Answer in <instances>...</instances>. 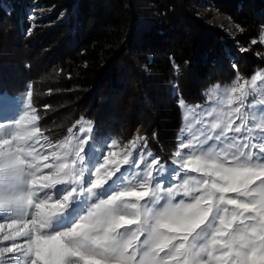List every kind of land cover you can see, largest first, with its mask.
Masks as SVG:
<instances>
[{
  "label": "snow or ice",
  "instance_id": "obj_1",
  "mask_svg": "<svg viewBox=\"0 0 264 264\" xmlns=\"http://www.w3.org/2000/svg\"><path fill=\"white\" fill-rule=\"evenodd\" d=\"M232 68L200 103L173 86L167 157L145 134L101 142L84 117L53 139L31 84L0 89V264H264V67Z\"/></svg>",
  "mask_w": 264,
  "mask_h": 264
},
{
  "label": "trees",
  "instance_id": "obj_2",
  "mask_svg": "<svg viewBox=\"0 0 264 264\" xmlns=\"http://www.w3.org/2000/svg\"><path fill=\"white\" fill-rule=\"evenodd\" d=\"M263 27L264 0H0V89L31 84L53 139L84 117L100 139L145 134L167 157L182 123L173 86L196 104L232 81L233 61L245 76L264 67L251 44Z\"/></svg>",
  "mask_w": 264,
  "mask_h": 264
},
{
  "label": "rangeland",
  "instance_id": "obj_3",
  "mask_svg": "<svg viewBox=\"0 0 264 264\" xmlns=\"http://www.w3.org/2000/svg\"><path fill=\"white\" fill-rule=\"evenodd\" d=\"M40 14H41L40 9H32L27 13V16H28V19L31 20V22H33L35 18H38L40 16ZM263 29H264V27H263ZM24 94L25 93H22V94L16 96L15 98L22 97ZM106 140H108V139L107 138L101 139V142L106 141Z\"/></svg>",
  "mask_w": 264,
  "mask_h": 264
}]
</instances>
